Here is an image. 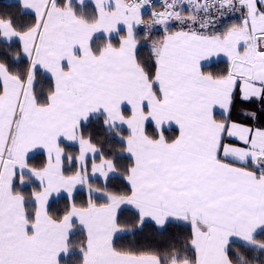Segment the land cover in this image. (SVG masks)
<instances>
[{
	"label": "snow or ice",
	"instance_id": "1",
	"mask_svg": "<svg viewBox=\"0 0 264 264\" xmlns=\"http://www.w3.org/2000/svg\"><path fill=\"white\" fill-rule=\"evenodd\" d=\"M84 3L18 0L22 15H34L23 27L0 16V41L20 45L0 59V264L72 255L78 264H253L236 242L264 256V123L248 126L234 113L240 103L264 112V0H161L150 21L142 10L155 9L153 0H95L91 17L80 14ZM230 16L239 22H222ZM138 28L145 38L162 33L146 45L148 60ZM221 56L223 72L202 70ZM41 74L51 85L37 92ZM92 120L118 138V150L100 151L84 127ZM29 153L46 160L32 167ZM117 173L127 193L90 183ZM28 181L39 190L26 196L19 186ZM78 187L87 189L82 205ZM61 193L69 203L53 215L49 199ZM122 206L133 211L132 231L178 221L189 228L186 242L163 256L118 248L114 237L130 230L118 219ZM77 227L86 237L73 245Z\"/></svg>",
	"mask_w": 264,
	"mask_h": 264
},
{
	"label": "trees",
	"instance_id": "2",
	"mask_svg": "<svg viewBox=\"0 0 264 264\" xmlns=\"http://www.w3.org/2000/svg\"><path fill=\"white\" fill-rule=\"evenodd\" d=\"M78 10L80 14L91 17L95 12V8L87 3L83 6H78ZM0 16H10L13 18L15 22H17L18 27H23L31 24L34 19V15L30 13L21 14V9L18 6V2H8L7 0H0ZM144 18H150L147 14H144ZM222 22H227L228 26L232 23H237L238 16H230L224 17ZM121 35L125 34V31L122 30ZM137 35L140 38L139 43V56L143 60H148L151 56L150 47L146 46L150 44V41L162 38V33L153 30V34L149 37L145 38L143 36V32L141 30H137ZM97 44H102L103 39L96 41ZM116 42L115 39L113 41ZM20 45L18 42L7 43L4 41H0V59H9L11 60L16 52L19 51ZM23 64H14L15 68H23ZM227 66V61H218L215 63H211L203 67V71L208 73H221ZM51 85V80L48 75L41 74L37 77L36 81V91L42 92L46 91ZM86 134H91L95 137L94 143L100 149L102 153L107 155L108 152H113L118 150L121 145L119 143L118 138L113 137L111 134H107L104 131L103 126L100 124L98 120H92L89 124L85 126ZM127 133H123L126 135ZM176 132H170L169 135H175ZM66 152L72 155H78V149L76 146H70L67 144H63ZM124 158L118 161L119 168L122 170L126 166L130 164V160L127 158V154H121ZM46 160V157L43 154L34 155L29 158V163L32 167H39ZM70 167L66 165V168ZM77 167V165H76ZM78 169V167H77ZM90 183L93 184L94 187H104L110 191L127 193L129 191L130 186L127 185V182L122 178L121 174L118 173V176L110 177L107 182L100 179H90ZM20 190L24 192L26 196L30 195L32 191L39 190L38 184L34 181H29V184L26 186H19ZM80 194L75 197V202L78 205H82L86 202L87 199V190L82 188L77 190ZM69 201L65 197H61L57 200H53L49 204L50 212L53 215L59 214L64 211L67 207ZM98 203H103L102 200H99ZM33 205L31 202L29 203V207L31 208ZM128 208L121 209L122 214L118 213V219L122 226L130 229L129 231H125L117 235L114 238V244L118 248L122 249H137V250H150L158 255H165L170 252L172 249H179L185 242L189 235V228L182 224L181 222H170L165 229H158L154 224L150 222H146L142 229H136L132 231L133 222L135 217L133 215V211L126 210ZM85 234L82 230H77L70 236V240L73 245H78L82 241L85 240ZM237 250L243 252L245 255L250 258L254 257L253 264H260V262L264 261V256H260L259 253H250L244 247L242 243L236 242ZM72 253H78L76 247H73ZM72 250V248H71ZM80 257L79 255L69 256L68 259H61V264H78Z\"/></svg>",
	"mask_w": 264,
	"mask_h": 264
},
{
	"label": "crops",
	"instance_id": "3",
	"mask_svg": "<svg viewBox=\"0 0 264 264\" xmlns=\"http://www.w3.org/2000/svg\"><path fill=\"white\" fill-rule=\"evenodd\" d=\"M92 4V2L90 0H85V3L84 4ZM121 29H123V26L121 25ZM125 31V30H124ZM100 35V34H98ZM115 33L113 34V36L115 37ZM218 61H227V58L225 57H213L212 59L210 60H207V61H204L203 62V67L206 66V65H209L211 63H215V62H218ZM48 75V74H46ZM245 112H255L257 114V119L256 120H252L250 117L246 116V115H243L242 113H245ZM235 117L242 123H245L247 124L248 126H256L257 124H260V123H264V112L261 111V106L259 104H252V103H240L237 105V109H236V112L234 113ZM64 144H67V145H70V146H76L77 149H78V145H74L72 144L71 142H68V141H65ZM37 152H40V153H43V150H36ZM45 157H46V154H43ZM34 156V153H29V158ZM97 163H99V154H97V160H96ZM91 166V160H89V168ZM78 167V165H77ZM114 176H118V173L115 174V175H110V177H114ZM90 179H100V180H104L103 177H99V175L97 174L96 177H90ZM36 184H38V181H34ZM29 184V181L26 182V184L24 185H21V186H26ZM82 187H78L77 190L81 189ZM61 197H65V194L64 193H61L60 194V198ZM55 200V196H52L50 197L49 201H53ZM123 208H128L130 209V206H122L121 209ZM174 222H178V221H174ZM152 223V222H150ZM153 224V223H152ZM124 233V232H122ZM121 233H118L117 235H119ZM116 235V236H117ZM115 238V237H114ZM239 243H241L240 241H237Z\"/></svg>",
	"mask_w": 264,
	"mask_h": 264
},
{
	"label": "rangeland",
	"instance_id": "4",
	"mask_svg": "<svg viewBox=\"0 0 264 264\" xmlns=\"http://www.w3.org/2000/svg\"><path fill=\"white\" fill-rule=\"evenodd\" d=\"M8 2H18V0H7ZM91 2H92V6L95 8V0H90ZM81 6H83V5H81ZM144 13H145V11L144 10H142V15L144 16ZM145 19V18H144ZM150 19L151 18H148V19H145L146 21H150ZM238 23V22H237ZM123 26V25H122ZM141 28H142V26H141ZM141 28H138L137 30H141ZM123 29H124V26H123ZM126 31V30H125ZM39 183V182H38ZM82 188H84V189H86V187H82ZM81 188V189H82ZM87 190V189H86ZM53 196H55V200H57V199H59L60 198V195H53ZM52 201H49V204L51 203ZM77 230H82L80 227H77V228H75L74 230H73V233L74 232H76ZM83 231V230H82ZM84 232V234H85V236H86V232L85 231H83ZM122 233V232H121ZM73 248H72V250L70 249V251L71 252H73ZM77 251H78V249H77ZM68 257L69 256H65L64 258L65 259H68Z\"/></svg>",
	"mask_w": 264,
	"mask_h": 264
},
{
	"label": "built area",
	"instance_id": "5",
	"mask_svg": "<svg viewBox=\"0 0 264 264\" xmlns=\"http://www.w3.org/2000/svg\"><path fill=\"white\" fill-rule=\"evenodd\" d=\"M153 3L156 5L155 9H153L151 6H146L145 9L151 14L153 10L159 11L160 7L159 4L161 3V0H153Z\"/></svg>",
	"mask_w": 264,
	"mask_h": 264
}]
</instances>
